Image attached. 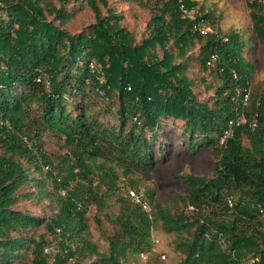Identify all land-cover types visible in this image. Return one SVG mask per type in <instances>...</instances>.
Returning a JSON list of instances; mask_svg holds the SVG:
<instances>
[{"label": "trees", "instance_id": "16d2710c", "mask_svg": "<svg viewBox=\"0 0 264 264\" xmlns=\"http://www.w3.org/2000/svg\"><path fill=\"white\" fill-rule=\"evenodd\" d=\"M96 1L86 0L97 24L73 34L65 28L72 0H58L60 8L45 0H0V264H26L28 255L29 264L147 261L140 254L153 250L157 222L179 237L181 264H264V93L254 91L241 35L218 28L202 35L194 27L201 17L210 24L211 15L194 0H148V35L137 42L113 10L103 17ZM263 1L248 0L246 7L264 46ZM197 47L200 67L221 80L212 105L198 100L187 76ZM212 54L218 60L209 66ZM238 88H250L245 123H238L243 108L233 100ZM99 96L105 108L96 110ZM107 114L118 125L100 119ZM232 120L234 136L221 144ZM171 122L183 124L193 154L196 147H219L220 160L212 178L185 176L191 211L173 213L145 191L156 207L150 214L126 196L128 187L141 188L120 181L106 162L124 163L125 175L153 171L155 142ZM47 131L64 138V155L46 152ZM33 185L35 192L28 190ZM117 192L116 229L101 252L90 237L89 208L103 212ZM46 198L49 217L18 208Z\"/></svg>", "mask_w": 264, "mask_h": 264}, {"label": "rangeland", "instance_id": "374dc122", "mask_svg": "<svg viewBox=\"0 0 264 264\" xmlns=\"http://www.w3.org/2000/svg\"><path fill=\"white\" fill-rule=\"evenodd\" d=\"M46 4L55 5L60 8L58 0H45ZM97 0L103 17H108V11L113 10L115 15L121 19V25L127 29L137 42H140L148 35L147 25L150 21L149 10L144 6L148 0ZM198 3L197 9H203V13L210 14V26L212 29H220L223 33L235 31L241 35L243 42V57L254 66L253 87L254 91L264 93V46L259 42L252 30L249 10L246 7L248 0H194ZM66 10L71 17L68 19L65 28L73 34L82 31L89 32L97 24L96 14L87 4L86 0L80 3L79 0H72L66 6ZM52 20V16H48ZM162 56V53L160 52ZM199 47L190 55L187 76L193 83V91L201 103L208 102L212 105L215 100L216 88L221 85L211 69L203 70L197 59ZM179 62V60H178ZM102 97V96H101ZM100 96L94 99L97 109H104L105 104ZM213 100V101H212ZM113 108V107H112ZM115 108H113V112ZM100 119L111 125L118 122L112 115H102ZM161 139L155 142V155L157 164L153 171L142 172L134 169L132 173L125 175V164L119 162H106L107 165L115 169L120 181L125 178L131 184L134 182L137 187L154 194V204L163 205L173 213L181 210L191 211L184 201V197L190 192V188L185 184V176L195 175L198 177L212 178L215 174V165L220 160L217 152L219 148H208L206 146L197 148L193 154L188 137L184 136L183 124L171 122L166 126ZM151 137V135H148ZM43 146L48 154L55 157L64 155L68 148L65 146L64 138L47 131L43 137ZM164 143V144H163ZM168 143L169 145H166ZM244 143L248 142L245 139ZM162 145V146H161ZM161 147L165 153L161 152ZM104 159H101L103 161ZM51 187V181H48ZM29 188V191H36V187ZM51 189V188H50ZM118 192L108 197L106 209L99 212L92 206L88 212V225L91 240L103 252L109 247V237L115 231L114 220L119 214ZM50 199L43 202L34 199L22 201L18 206L22 211H27L42 218L49 217L52 211L49 209ZM153 206L152 214L156 207ZM220 208V207H218ZM160 222L155 223L153 233V244L151 252H144L148 255L147 261H141L138 257L131 258L125 264H181L183 256L176 250V242L179 237L175 234H166ZM40 229L39 232H43ZM31 256L26 257V264L30 263ZM92 260L89 261L91 263ZM252 263V261H251ZM16 264H24L17 262Z\"/></svg>", "mask_w": 264, "mask_h": 264}, {"label": "built area", "instance_id": "2783aa9c", "mask_svg": "<svg viewBox=\"0 0 264 264\" xmlns=\"http://www.w3.org/2000/svg\"><path fill=\"white\" fill-rule=\"evenodd\" d=\"M264 3V1H263ZM189 16H191V13H188L185 11ZM192 17V16H191ZM195 29H198L202 35H208L212 34L214 30L210 26L209 23H206V20L201 17V20L198 24L195 25ZM227 41V39H225ZM218 60V55L217 54H212L208 60V65H214ZM238 94L237 97L233 98V100H236L241 107L243 108L242 112L239 114V120L238 123L242 122L245 123V114L244 110L247 108L249 101H250V88H238ZM259 105V102H258ZM235 121H230L229 122V127L224 131L223 136L220 139L221 144H225L229 139H232L235 133L234 126H235ZM257 125V118L255 117V120L252 124V129H254ZM126 196L127 198L134 204H138L142 207V209L148 213H152L153 211V206L148 200V197L146 195V192L143 189H136V188H131L128 187L126 190ZM140 257L143 260L148 259V255L146 253H141Z\"/></svg>", "mask_w": 264, "mask_h": 264}]
</instances>
